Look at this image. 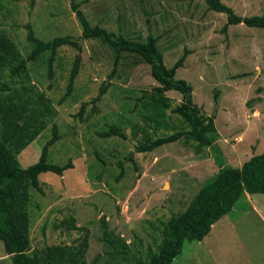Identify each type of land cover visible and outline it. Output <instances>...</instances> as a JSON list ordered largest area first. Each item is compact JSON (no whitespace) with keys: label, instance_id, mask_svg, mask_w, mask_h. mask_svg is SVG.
<instances>
[{"label":"rangeland","instance_id":"1","mask_svg":"<svg viewBox=\"0 0 264 264\" xmlns=\"http://www.w3.org/2000/svg\"><path fill=\"white\" fill-rule=\"evenodd\" d=\"M91 26H99L131 40L157 39L164 65L171 67L185 51L188 55L176 78L192 88L193 103L205 115L215 114L216 145L223 165L239 168L253 155L264 152V29L230 25L223 13L210 11L206 0H0V28L24 53L29 48L24 26L37 38L49 41L70 36L81 51L61 47L52 65L29 63L31 85L43 95L55 113L53 123L60 139L48 150L51 164L72 168L62 176L47 172L38 177L41 192L31 191L29 211L31 251L45 246L71 245L88 234L86 264H136L146 260L161 240L162 224L185 210L195 193L219 170L214 151H196V142L181 139L150 153H136L142 133L132 136L133 126L150 137L186 130L172 112L182 100L169 91L166 129L154 132L145 122L141 97L158 86L150 69L137 57L122 54L116 73L112 49L98 39H84L71 2ZM241 17L259 16L264 0H221ZM77 61L79 70L69 96L67 80ZM78 117L82 103L99 93ZM216 96V100H215ZM121 125L126 140L100 139L104 124ZM51 123L18 155L22 168L37 162L41 148L51 137ZM132 157L134 162L127 161ZM122 163V177H119ZM74 218V228L66 221ZM104 219L108 232L129 245L130 262L112 260L103 244ZM0 264H11L0 242ZM171 264H264V194L239 199L230 213L214 226L207 240L188 241Z\"/></svg>","mask_w":264,"mask_h":264},{"label":"trees","instance_id":"2","mask_svg":"<svg viewBox=\"0 0 264 264\" xmlns=\"http://www.w3.org/2000/svg\"><path fill=\"white\" fill-rule=\"evenodd\" d=\"M210 11L223 13L227 22L222 31L230 25L244 24L248 27L264 29L263 12L259 16L241 17L221 0H206ZM81 27L84 39H98L108 45L113 53V68L110 78L116 73L122 54H130L147 64L150 75L157 83L152 93L145 94L137 102H141V111H145L143 119L148 121L154 132L166 129V111L170 109V98L165 93L178 92L181 102L172 109L186 130L174 131L171 134L151 138L145 129L133 126L132 136L142 133L143 137L135 146L136 153H150L165 144L181 139L196 142V151L202 152L209 148L214 151L215 162L219 170L195 193L184 211L171 216L162 224L161 240L155 251H150L146 260L137 259L136 264H171L182 251L183 244L188 241H202L210 232L212 226L231 212L235 203L245 194H264V152L253 155L241 167L225 166L220 159V151L216 145L218 133L215 127V114L205 115L192 100V86L185 80L177 79L176 72L183 67L188 52L176 60L171 67L164 65L163 54L157 46V39L148 34L143 41L131 40L123 35H116L99 26H91L78 3L71 2ZM28 50L20 51L17 44L0 28V242L11 264H86V253L89 247L88 234L76 239L71 245L45 246L31 251L30 225L32 215L29 211L31 191L41 192L38 177L51 172L58 176L72 168L71 161L64 165L51 164L47 160L48 150L60 139L58 127L53 123L55 113L45 97L31 85V74L28 64L41 62L47 64L48 78H52V65L57 51L63 46H69L81 51V45L70 36L55 37L44 41L36 37L29 24L24 26ZM78 64L75 61L70 71L66 93L59 101L69 96L73 90L78 74ZM110 82H103L99 93L90 102L82 103L78 117H81L86 106L95 104L105 94ZM216 100V96H215ZM51 123V137L41 148L39 158L33 165L22 168L18 155ZM100 139L118 137L126 140L125 131L116 123L104 124V128L96 133ZM127 161L134 162L132 157ZM122 175V163L118 162ZM74 218L66 221L68 229L74 228ZM101 240L109 250L107 255L112 260L121 258L125 263L129 258V245L121 237L108 232L104 219L101 220Z\"/></svg>","mask_w":264,"mask_h":264},{"label":"crops","instance_id":"3","mask_svg":"<svg viewBox=\"0 0 264 264\" xmlns=\"http://www.w3.org/2000/svg\"><path fill=\"white\" fill-rule=\"evenodd\" d=\"M245 197H248V194H245ZM223 218H224V217H223ZM221 219H222V218H221ZM221 219H220V220H221ZM220 220H219L218 222H216V225L219 224ZM214 226H215V224L212 226V228H211L209 234H208L203 240H207V239H209V237L211 236L212 231H213V229H214Z\"/></svg>","mask_w":264,"mask_h":264}]
</instances>
